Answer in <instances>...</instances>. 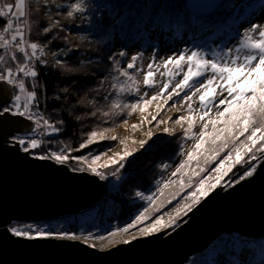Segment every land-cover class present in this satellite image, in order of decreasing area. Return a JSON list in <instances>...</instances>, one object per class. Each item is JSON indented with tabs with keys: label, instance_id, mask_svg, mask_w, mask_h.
Instances as JSON below:
<instances>
[{
	"label": "snow or ice",
	"instance_id": "1",
	"mask_svg": "<svg viewBox=\"0 0 264 264\" xmlns=\"http://www.w3.org/2000/svg\"><path fill=\"white\" fill-rule=\"evenodd\" d=\"M229 7L235 9L236 14L239 15L241 10H246L250 6L242 3ZM47 8L48 0H44L42 6H40V0H14V2L0 0V18H6V23L0 29V85L6 87L0 88V96L7 97V102L0 103V117L10 115L29 122L25 125V134L13 137V142L25 154H32L34 159L53 160L57 165H65L67 162L73 161L84 166L78 169L74 167L72 170L88 171L99 177L101 181L108 179V176L100 169H108L112 165L114 167L111 170V176L116 181H121L124 177L119 173L125 169L126 164L131 163L130 158H135L136 153L140 150H148L152 147L149 141L153 140V132L148 131L145 134L147 138L140 140L138 146L131 150L128 148L127 140H121L119 143L124 145L123 151L113 153L111 156H108L106 152L99 155L89 153L88 155L72 156L66 154L69 152L67 148L60 151L53 150L47 154H36L34 151L42 149L45 143L35 138L38 130L42 129V134L48 135L60 131V128L54 126L40 110L41 95L39 90L42 85L39 80L38 65H47L45 59L49 55L47 49L52 41L57 39L56 36H51V39H47V37L53 32V29L60 26V21L53 19L51 13L46 11ZM42 10L50 24L41 27L38 17ZM86 11L84 0H79V2L70 5V10L66 12V15L72 17L74 13L83 14ZM56 15H61V13L57 12ZM97 27L102 29L100 25ZM34 32L46 38L43 44L30 39ZM51 55L58 57L59 53L52 52ZM118 55L124 57L126 53L120 51ZM108 59L112 63L113 71L117 72L120 77H124L125 80L118 83L117 77H112L113 82L110 84L112 91L101 97L105 101L111 100L108 109L102 112L104 117H121L125 111H127V115H131L137 109L143 113L150 104L155 102V114L151 115V119L142 117L141 123L146 121L148 124H153L155 122L154 126L159 127L170 121L180 125L182 132L175 133L169 127H164L162 129L164 134L192 139L194 136L192 129L195 124L193 112L197 111L193 108L195 100L198 106V119L203 125L194 149L187 152L186 159L182 160L176 166L175 171L171 173V177L177 175L184 177L191 162L197 161L196 167L192 168L190 174H187V181L181 179L178 182L179 191L175 192L171 199L167 201L163 199L165 189L169 187V184H177V181L172 180L171 177L163 183L158 182L159 186L156 191L150 195L136 191L135 197L146 202V206L138 214H135L134 218H130V222L125 226L110 231L108 237L115 238L123 234H131L133 229H138L142 237H148L173 228L182 216H187L194 207L200 205L218 187H221L224 177L228 176L237 165H248V168L239 176L237 183L253 176L257 165L252 162L257 161L259 156H264V23H251L249 26L243 27V33L237 45L228 47L227 51L216 52L213 50L209 55L203 50L185 49L166 57L162 61V65L154 66L150 62L147 65L148 70L143 75L145 89H153L156 86L155 71H159L161 66L164 71L160 75L165 77L159 91H155L151 96H148L147 91L141 94L135 77L128 71L136 69L137 55L131 57L126 68L120 67L121 61L115 57L109 56ZM53 67L63 69L68 73L76 71V69L67 66L60 58L55 60ZM178 76H182V78L177 80ZM106 79V77L101 79L100 87L95 89L97 95L100 94ZM62 91L67 93L69 89L65 87ZM121 95L133 96L134 99L127 102L112 99L113 96ZM160 100L163 103H159ZM177 100L182 106L187 103L188 115H174L169 117L168 121L160 120L159 117L162 115L163 109L166 106L175 107ZM221 106L223 107L221 108ZM99 111L100 109H97V112ZM96 114V112L92 113L94 116ZM79 119L80 117H77V120ZM122 122L126 124L127 119H123ZM58 123L60 121H57ZM185 124L187 127H184ZM218 124L221 126L217 127ZM209 125L212 127L211 132L208 131ZM135 127L137 126L133 125V128ZM111 130L104 128L99 132L95 130L89 132L84 142L72 151L79 152L99 141H115L117 139L115 135H106ZM135 143L133 141V144ZM206 144L207 147H205ZM222 153L223 155H221ZM102 156H107V159L103 163H98ZM213 163L214 167H208ZM161 167L166 168L167 166L162 165ZM202 173H207V175H201ZM211 173H215V176H212ZM193 177H198L194 185ZM227 184L228 187L233 186L231 180ZM114 187L116 186L114 185ZM186 187L191 190L183 199L189 200L190 203L177 206L174 209V214H169L167 220L162 215H153V213H160L166 204H171L172 200L176 199ZM8 231L13 236L24 237L28 240L80 239L67 231L54 230L47 225L27 224L23 227H9ZM90 237L91 234L83 239L87 241ZM92 238L106 239L103 235ZM132 239H136V236L132 235ZM109 242H114V240H109ZM130 242L128 239L122 240L123 244ZM236 244L238 248L241 247L239 241ZM88 246L94 247V245ZM247 246L256 247L255 245ZM259 252L264 257V243L259 246Z\"/></svg>",
	"mask_w": 264,
	"mask_h": 264
},
{
	"label": "trees",
	"instance_id": "2",
	"mask_svg": "<svg viewBox=\"0 0 264 264\" xmlns=\"http://www.w3.org/2000/svg\"><path fill=\"white\" fill-rule=\"evenodd\" d=\"M71 1L48 0L46 11L51 13L53 19L60 21V26L53 29V32L47 37V39H51V36L57 37L47 49L49 53L45 57L47 65H38L39 80L42 85L39 90L41 95L40 110L54 126L60 128V131L51 135L44 134L35 137L43 139L45 142L42 149L34 150L36 154H47L53 150L60 151L67 148L69 152L66 154L72 156L88 155L89 153L99 155L115 147V141L104 140L79 152L72 151L84 142L89 132L93 130L99 132L104 128L115 130L127 115V111L123 116L116 118H106L102 115V112L108 109L111 100L105 101L101 97L112 91L110 84L113 82V76L117 77L118 83L121 78L117 72L113 71L112 63L108 59L109 56H113L122 64V57L118 53L110 52L115 40L120 47L134 46L145 49L149 43V30L154 26L162 27L165 32L170 34L182 28H191L197 31L214 25L220 27L219 25L226 21L228 15L227 12L218 10L211 13L208 18H198L191 15L185 8V0H84L87 11L83 14L74 13L72 17H67L66 12L70 10V5L79 2V0H73L72 3ZM43 3L44 0H40V6ZM58 5L59 7H57ZM57 12L61 15H56ZM38 18L41 21V27L50 24L47 16L44 15V10L40 12ZM4 23H6L5 18H0V29ZM97 25L102 26V29ZM30 39L41 44L46 40L44 36L37 35L35 32L30 36ZM52 52H58L59 56L51 55ZM57 58L62 59L67 66L76 69V71L68 73L63 69L54 68L53 65ZM105 77L107 78L105 84L100 94L97 95L95 89L100 87V81ZM65 87L69 89L67 93L62 91ZM112 99L127 102L133 100L134 97L121 95L113 96ZM97 109L100 111L97 112ZM93 112L97 114L94 116ZM77 117L80 119L77 120ZM57 121L60 123L57 124ZM12 143L14 142L12 141ZM147 151L144 150L143 154ZM175 152L176 148L171 143L165 150H160V153H153L152 158L144 155L136 162L131 161L119 173L124 177L121 181H116L111 176L114 166L101 169L108 176V179L104 180L107 193L101 201L78 214L58 217L33 225H47L51 228L55 224L63 230L69 229L68 233L80 237L77 241L82 240L88 245H94L99 250L115 245L120 237L127 235L117 236L114 242H109L114 238L108 237V233L115 231L118 227L125 226L130 222V218H134V215L146 206V202L135 197V192L141 191L146 194V191L151 189L156 181V172H153V178L148 176L151 174L152 167L167 161L169 154ZM65 165L70 170L80 167L73 161H69ZM247 168V164L237 165L227 176V181L231 180L232 183L238 181L239 176ZM89 234L91 237L85 241L83 238ZM97 235H103L106 239L92 238ZM246 240L249 239L239 235L227 236L223 247L228 249L229 255H234L240 248L242 249ZM237 241L241 244L239 248L236 244ZM255 242L257 241L250 239L246 246Z\"/></svg>",
	"mask_w": 264,
	"mask_h": 264
},
{
	"label": "water",
	"instance_id": "3",
	"mask_svg": "<svg viewBox=\"0 0 264 264\" xmlns=\"http://www.w3.org/2000/svg\"><path fill=\"white\" fill-rule=\"evenodd\" d=\"M219 1L185 0V8L193 15L205 16ZM5 102L7 97L0 96V103ZM28 123L10 115L0 117V264H184L224 234L264 238V156L252 177L226 189L218 187L170 232L164 230L105 250L77 240L13 236L8 231L11 225L75 215L107 193L105 181L93 174L22 152L9 138L23 134Z\"/></svg>",
	"mask_w": 264,
	"mask_h": 264
},
{
	"label": "rangeland",
	"instance_id": "4",
	"mask_svg": "<svg viewBox=\"0 0 264 264\" xmlns=\"http://www.w3.org/2000/svg\"><path fill=\"white\" fill-rule=\"evenodd\" d=\"M72 2L73 0L71 1V3ZM242 3L250 7H248L246 10H241L239 15L236 14L235 9L229 7L230 5H239ZM218 10L225 11L228 14L226 16V21L222 25H219L220 27H217V25H214L211 27L209 26V28H205V29L197 30V31H194V29H191V28L190 29L182 28L173 34H170L167 31L165 32L164 28L154 26L149 30V34H148L149 43L145 46V49H139L138 47H134V46L120 47L117 41L115 40L112 44V48L110 52L119 53L120 51H124L126 53V55L122 57V64L120 65V67H124V68H126L127 63L130 62L131 57L133 55L138 56V59L135 62L137 66L136 69H129L128 71L135 77L138 83V86L141 90V94L147 91L148 96H151L154 94L155 91H159V87L162 86V83L165 77H162L160 75V73L164 71L162 66L160 67L159 71H155V67H154V71H155L154 79L156 81V86L153 89H145L143 85V75L148 70L147 65L150 62L153 63L154 66L162 65V61L166 57L170 55H175L176 53L182 50H185V49L203 50L205 53H208L209 55L211 54L213 50H215L216 52H220L221 50L227 51L228 47H235L237 45L239 39L242 36L243 27L249 26L251 23H264V0H220L217 6L214 8L213 12L211 13H214L215 11H218ZM211 13L205 16H199V15H194V16H197L198 18L200 17L208 18L210 17ZM212 34L213 36H211ZM204 39H208V40L205 41ZM180 78H182V76H178L177 80ZM124 80L125 78L121 77L120 83L124 82ZM159 103H163V101L160 100ZM222 107L223 106H221V108ZM193 108L197 109V111L193 112V116L195 117V124L192 129V133H194V136L192 139H183V137L179 135L168 136L164 134L162 132V129L164 127H169L175 133L182 132V128L180 125H176L170 121L167 124H161L159 127L154 126L155 122H153V124H148L146 121L144 123H141L142 117H147L148 119H151V115L155 114L156 112L155 102L150 104L147 107L146 111L143 113H141L137 109L131 115H125V119H127L126 124L122 122L119 124V126L115 130H112L106 133L107 136L115 135L117 138L114 142L115 147L111 149V151L109 150L105 151L108 154V156H111L113 153L123 151L124 145L119 143L121 140L126 139L128 142V148L131 150L138 146L140 140L147 138L145 134L148 131H151L154 133L153 140L149 141L152 147L148 149L147 153L145 154H143L144 149L137 152L135 155V158H130V160L134 162H136L137 159L144 157V155L150 156V158H152L153 153L155 154L160 153V150H165L171 143H172V146L176 148L175 153L169 154L170 156L168 157L167 161L163 163H159L152 167L151 174H149L148 176L150 178H153L154 177L153 172H156L157 173L156 181H154L155 182L154 186H152L151 189L146 191L145 195H150L154 193L157 187L159 186L158 182L163 183L164 181L169 180V178L171 177V173L175 171L176 166L182 160L186 159L187 152L189 150L194 149V145L196 141L199 139V132L203 125H202V122H200L198 119V106L195 100L193 101ZM186 109H187V103L183 104L182 106L180 102L177 100L175 107L166 106L163 109V113L159 117V119L168 121L169 117H172L174 115H188V112L186 111ZM213 112H215V109H213ZM133 125H136L137 127L133 128ZM220 126L221 125L219 124L217 125V127H220ZM184 127H187V125L185 124ZM208 131L209 132L212 131L211 125H209ZM24 134L25 132L23 134H15L11 136L9 139L13 141V137L17 135L22 136ZM43 135L44 134H42V129H40L37 131L35 137L43 136ZM133 141H135L136 143L133 144ZM205 147H207V144L205 145ZM30 155L32 156V154ZM221 155H223V153ZM261 157H259L257 161H254L252 163L257 165V162L261 159ZM106 159H107V156H102L101 161H99L98 163H103L104 160ZM196 164H197L196 160H193L191 162V165L187 169V173L184 177H181L179 175H177L176 177H171L172 180L177 181V184L175 185L169 184V187L165 189V193L163 197L165 201H167L168 199H171L172 195L175 192L179 191L178 182L181 179H184L185 181H187V174H190L192 168L196 167ZM162 165H166L167 167L162 168L161 167ZM78 166L81 167L83 165H78ZM214 166L215 164L213 163L212 165H209L208 167H214ZM201 175H207V173H202ZM211 175L215 176V173H211ZM197 179L198 177H193V185L195 184V181ZM227 182L228 181H227V176H226L224 177V180L222 181L221 187H223V189L228 188ZM190 190H191L190 188L186 187L184 191L181 192L180 195L176 197V199L172 200L171 204H166V207L162 208L160 213H153V215H162L163 218L167 220L169 214H174V209L177 206L181 204L190 203L189 200L183 199L187 195V192ZM25 225L27 224H14L9 227H23ZM178 225H179V221L177 222L176 227ZM176 227L174 226L173 228L167 229V231L170 232ZM51 229L59 230V231H67V232L69 231V229L63 230L55 224L52 225ZM126 235L127 236L120 237L117 240L118 242L116 244L122 243V240L124 239H128L130 241L133 240L132 235H135L136 238L142 237L138 229H134V231H132L131 234H126ZM232 235H237V234H224V235L217 237L213 242H211L208 245V247L203 252L190 256L184 264H264V257H262L259 252V246L262 243H264V240H263L264 238L256 240L257 242L252 244L256 246L254 248L246 246L247 241H249L250 239L246 240L245 244H243L242 246V249L240 248V250L237 251L236 254L234 255L233 254L229 255L228 249L223 246L226 241V237L227 236L229 237ZM113 240H115V238ZM80 242L88 245V243L82 240ZM108 248H105V249H108ZM203 253H206V254L202 255Z\"/></svg>",
	"mask_w": 264,
	"mask_h": 264
}]
</instances>
